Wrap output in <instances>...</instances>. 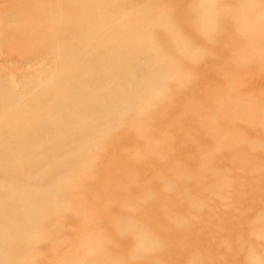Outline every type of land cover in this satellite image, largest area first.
Wrapping results in <instances>:
<instances>
[{
  "label": "rangeland",
  "instance_id": "obj_1",
  "mask_svg": "<svg viewBox=\"0 0 264 264\" xmlns=\"http://www.w3.org/2000/svg\"><path fill=\"white\" fill-rule=\"evenodd\" d=\"M28 1L46 16L0 0V80L29 108L8 109L4 124L43 100L22 79L52 83L19 59L34 33L11 31H82L86 8L109 27L100 49L141 26L154 52L141 61L157 64L161 83L84 143L81 168H66L50 194L46 233L6 254L15 264H264V0Z\"/></svg>",
  "mask_w": 264,
  "mask_h": 264
},
{
  "label": "bare ground",
  "instance_id": "obj_2",
  "mask_svg": "<svg viewBox=\"0 0 264 264\" xmlns=\"http://www.w3.org/2000/svg\"><path fill=\"white\" fill-rule=\"evenodd\" d=\"M26 2L38 17L46 16L39 3L32 8ZM86 9L87 18L77 24L83 30H63L59 38L46 32L44 40L32 39L40 31L28 30L24 35L25 25L11 31L18 40L34 33L31 49L21 50L19 59L31 66L30 74L40 67L42 77L52 83L46 90L47 85L42 84L45 80L37 74L22 79L23 90L36 88L43 100L30 104L37 108L30 109L25 119L4 124L8 109L21 116L29 108L22 106L21 93L10 81L0 80V264H15L7 249L19 255L46 233L50 222L44 216L55 199L50 194L57 190L66 168L83 164L84 143H91L108 128L118 127L120 113L134 108L132 98H146L148 86H160L157 64L141 61L154 54L143 28L130 25L125 29L129 37L121 34L118 41L100 49L96 43L106 40L109 27L92 18L98 10ZM21 12L25 18L29 10L23 7ZM56 15L53 12L49 16ZM43 41L48 45L39 49ZM54 59L58 64L55 73ZM61 156L63 160H59Z\"/></svg>",
  "mask_w": 264,
  "mask_h": 264
}]
</instances>
